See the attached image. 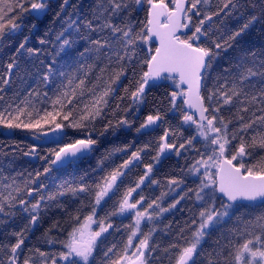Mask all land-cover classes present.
<instances>
[{"label": "snow or ice", "instance_id": "obj_1", "mask_svg": "<svg viewBox=\"0 0 264 264\" xmlns=\"http://www.w3.org/2000/svg\"><path fill=\"white\" fill-rule=\"evenodd\" d=\"M0 136V264H264V0H0Z\"/></svg>", "mask_w": 264, "mask_h": 264}, {"label": "trees", "instance_id": "obj_2", "mask_svg": "<svg viewBox=\"0 0 264 264\" xmlns=\"http://www.w3.org/2000/svg\"><path fill=\"white\" fill-rule=\"evenodd\" d=\"M213 2H215V0H213ZM45 23H47V21H46ZM218 24H219V21H216V25H218ZM33 39L35 40V37H34ZM146 111H147V109H146ZM159 134H162V128H161V129H158L157 132L153 134V136H156V135H159ZM133 136H134V134H129L128 137H127V139H128L129 141H131V140H133ZM3 139H5V138L2 137V136H0V140H3ZM143 139H147V137H145V138H143ZM151 155H154V153H152ZM151 155L145 156L144 159H145V162H146V163H147V162H150V160H151ZM22 159H26V158H22ZM117 162H119V161H117ZM173 163H174V159H173V160H170V161H165V163H164V164L161 166V168H160V172L158 173V177L162 179V178H163V175H164L165 173H167L168 171H170V166H171ZM42 165H43V162L37 159V161H35V162L32 163V164H24V167H25V168H28L29 170H34L35 168H41V169H42ZM81 166H82V167H87L86 164L81 165ZM142 169H143V165H140L139 168L134 169V171L137 172V173H139V172L142 171ZM71 171H72V169L69 168V169H68V173H71ZM65 178L70 179L71 176H70V175H66ZM132 178H135V177H132ZM159 191H160V189L157 188L155 194H159ZM49 222H50V221H49ZM126 222H127V221H126ZM45 227H47V224H45ZM41 231H43V229H41ZM39 235H40L39 232H37V233H35V234H30V238H29V241H28V243H29L30 246L38 243L37 240H36V237L39 236ZM41 247L43 248V247H45V246L41 245Z\"/></svg>", "mask_w": 264, "mask_h": 264}, {"label": "water", "instance_id": "obj_3", "mask_svg": "<svg viewBox=\"0 0 264 264\" xmlns=\"http://www.w3.org/2000/svg\"><path fill=\"white\" fill-rule=\"evenodd\" d=\"M26 159H28V158H26Z\"/></svg>", "mask_w": 264, "mask_h": 264}, {"label": "rangeland", "instance_id": "obj_4", "mask_svg": "<svg viewBox=\"0 0 264 264\" xmlns=\"http://www.w3.org/2000/svg\"><path fill=\"white\" fill-rule=\"evenodd\" d=\"M37 161V160H36Z\"/></svg>", "mask_w": 264, "mask_h": 264}]
</instances>
